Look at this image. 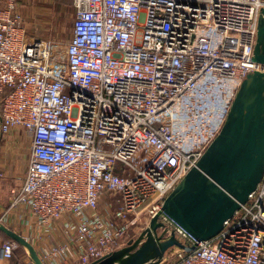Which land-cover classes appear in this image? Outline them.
Masks as SVG:
<instances>
[{
	"label": "built area",
	"instance_id": "1",
	"mask_svg": "<svg viewBox=\"0 0 264 264\" xmlns=\"http://www.w3.org/2000/svg\"><path fill=\"white\" fill-rule=\"evenodd\" d=\"M72 2L63 61L28 34L17 0L0 8V133L30 139L11 206L42 228L62 220L66 234L40 249L43 264H90L122 248L138 212L149 222L218 135L246 76L264 71L253 61L264 0ZM106 193L121 202L112 218L97 213ZM159 219L165 237L194 248L171 247L156 264H264V171L210 239ZM17 243L0 234V262Z\"/></svg>",
	"mask_w": 264,
	"mask_h": 264
},
{
	"label": "water",
	"instance_id": "2",
	"mask_svg": "<svg viewBox=\"0 0 264 264\" xmlns=\"http://www.w3.org/2000/svg\"><path fill=\"white\" fill-rule=\"evenodd\" d=\"M253 61L264 65V6L258 17ZM264 171V71L249 73L232 101L227 118L213 141L177 186L160 211L128 245L90 264H156L171 247L190 251L174 233L165 237L163 213L196 241L210 239L223 228ZM161 229V231H160ZM0 232L22 244L32 264H42L34 248L18 233L0 224Z\"/></svg>",
	"mask_w": 264,
	"mask_h": 264
},
{
	"label": "rangeland",
	"instance_id": "3",
	"mask_svg": "<svg viewBox=\"0 0 264 264\" xmlns=\"http://www.w3.org/2000/svg\"><path fill=\"white\" fill-rule=\"evenodd\" d=\"M4 2L5 0H0V8L4 5ZM17 9L24 18L28 34L51 43L53 55L57 59L63 61L65 46L71 36L74 20L72 0H17ZM120 207L121 202L119 201L118 194L106 193L99 201L97 213L104 218H112L113 213L117 209H120ZM2 209L6 215L9 209ZM137 215L138 219L136 224L132 226L128 232L130 240L137 239L149 224L147 220L148 215L145 210H140ZM1 219H3V217ZM9 222V216L7 218L6 215L5 219L0 224L7 227V225L12 224ZM20 229L21 227L19 226V230ZM64 230L62 220H53L52 227L48 229L47 232L42 231V234L44 232L45 236H38L37 244L32 241L33 238L30 235L23 238L35 248L34 250L40 262L43 264L44 262L40 249L44 246L59 244V239L62 238V232ZM0 234H2L3 237L9 238L2 232H0ZM129 241H127L123 247L127 246ZM13 259L16 264H32L27 250L20 243H17ZM66 264H76V262L71 261Z\"/></svg>",
	"mask_w": 264,
	"mask_h": 264
},
{
	"label": "crops",
	"instance_id": "4",
	"mask_svg": "<svg viewBox=\"0 0 264 264\" xmlns=\"http://www.w3.org/2000/svg\"><path fill=\"white\" fill-rule=\"evenodd\" d=\"M29 155L30 139L21 128H13L6 135L0 133V208H15L7 211L9 223L13 224H9L7 227L22 237L26 238L30 235L33 238L32 241L37 244L38 236L44 237V232H47L48 229L42 228L35 220L36 218L25 210V206H11L13 198L24 181ZM42 231H44L43 234ZM65 240L66 234L63 231L59 242ZM0 264H5V262H0ZM7 264H11V261Z\"/></svg>",
	"mask_w": 264,
	"mask_h": 264
},
{
	"label": "trees",
	"instance_id": "5",
	"mask_svg": "<svg viewBox=\"0 0 264 264\" xmlns=\"http://www.w3.org/2000/svg\"><path fill=\"white\" fill-rule=\"evenodd\" d=\"M73 10H74V8H73ZM73 25V24H72ZM71 31H72V29H71ZM2 235V234H1ZM6 238V237H5ZM13 258H14V256H13ZM15 261H14V259H12L11 260V264H16V263H14Z\"/></svg>",
	"mask_w": 264,
	"mask_h": 264
}]
</instances>
